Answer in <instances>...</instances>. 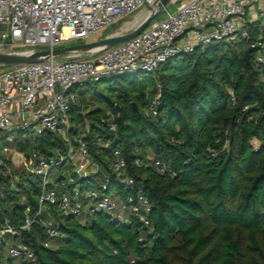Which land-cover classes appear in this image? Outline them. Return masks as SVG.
Returning <instances> with one entry per match:
<instances>
[{
  "label": "trees",
  "instance_id": "16d2710c",
  "mask_svg": "<svg viewBox=\"0 0 264 264\" xmlns=\"http://www.w3.org/2000/svg\"><path fill=\"white\" fill-rule=\"evenodd\" d=\"M249 27L251 41L264 40V19ZM246 44L225 40L200 47L168 60L155 73L118 74L105 78L111 80L105 87L100 81L88 87L90 92H76L83 109L73 104L72 120L79 115L91 127L88 132L74 128L75 139L82 137L101 165L98 176L77 177L81 192L103 181L123 202L141 192L152 204L150 224L137 215L126 223L103 210L57 215L60 234L51 238L45 222L56 216V206L25 226L28 214L34 217L39 209L41 179L26 180L30 172L23 173L26 181L15 191L9 176L1 174L0 185L7 184L1 185L0 229L7 222L14 225L17 233L9 241L26 244L34 258L9 257L1 248L0 264H264V68L256 64L257 49L251 63L245 61ZM158 93L154 116L148 106ZM108 113L116 116L115 130L101 122ZM24 135L19 133L17 141L28 161L34 152L52 159L68 150L54 132ZM114 148L127 161L120 176L112 166ZM153 159L170 171H160ZM127 176L134 179L131 191ZM67 177L60 171L54 179L60 185Z\"/></svg>",
  "mask_w": 264,
  "mask_h": 264
},
{
  "label": "built area",
  "instance_id": "2783aa9c",
  "mask_svg": "<svg viewBox=\"0 0 264 264\" xmlns=\"http://www.w3.org/2000/svg\"><path fill=\"white\" fill-rule=\"evenodd\" d=\"M157 1L0 0V53H28L41 47H62L67 42L100 32L111 23L132 14L138 7H148L149 14H154L153 8ZM250 9L259 14L254 21L248 17ZM258 19H264V0H189L182 2L175 13L154 21L135 37L104 49L96 59L78 54L64 60L51 58L39 63L13 65L10 71L1 73L0 165L1 152L6 153L8 149L7 145H2L3 139L9 142L12 136L17 138L19 133L37 138L47 132H54L68 144L64 154L52 159L37 152L30 156L31 173L41 179V192L38 196L39 209L34 217L28 214L25 226H31L34 218L48 212L50 206H56L63 217H82L101 210L116 214L118 209H125L128 216L122 221L131 223L130 217L137 215L145 225H149L148 214L152 204L141 192L130 193L126 202L119 198L121 203L116 201L114 193H108L107 181L99 186L100 191L94 187L88 196L80 188L73 191L74 199L65 192V186L74 187L77 184V177L98 176L101 169V165L94 161L86 141L82 137L75 139L73 132L76 127L71 115L75 104L73 88L77 85L90 86L118 74H152L174 57L225 40L235 43L246 41L249 47L257 49L256 64L264 68V40L251 41L249 27L250 23ZM230 93L234 104L235 94L233 90ZM159 100L160 93L148 106V112L154 116L159 114ZM107 115V118L102 117L101 122L115 130L116 116L112 113ZM90 127L86 121L84 128L87 132ZM99 141L103 142L102 138ZM106 145L109 146V143ZM255 147V150L259 149ZM113 155L112 166L120 176L126 172L127 161L118 148L113 149ZM71 160L75 161L74 174H68L66 180L60 185L56 184L51 173ZM153 161L160 171H170L161 160ZM124 182L129 191L134 188L131 176H127ZM123 184L121 181L120 185ZM45 226L51 238L60 234L61 225L56 216L48 218ZM16 233L14 225L7 222L0 229V249ZM45 244L49 243L46 241ZM6 255L34 258V252L26 244L9 246Z\"/></svg>",
  "mask_w": 264,
  "mask_h": 264
},
{
  "label": "rangeland",
  "instance_id": "374dc122",
  "mask_svg": "<svg viewBox=\"0 0 264 264\" xmlns=\"http://www.w3.org/2000/svg\"><path fill=\"white\" fill-rule=\"evenodd\" d=\"M186 1H189V0H178L177 2L170 1L167 4V6L160 12V14L156 16V18L154 19V21H158V20H161V19L166 18L169 15V13H175L177 11V9H178V6L182 2H186ZM142 12H146L147 14H149L150 13V10H149L148 7H146V8L138 7L137 10H135L132 14H129V15L125 16L124 18H122L120 20H117V21L111 23L107 27L103 28L100 32H98L96 34H92V35L87 36V37H84L81 40L67 42V43L63 44L62 47L68 46V45H73V44H78V43H82V42H90L92 40L101 39L103 37H106L109 34H112V33L118 32V31H121L123 29L122 27L127 22L133 21L135 19V17L137 15H139L140 13H142ZM248 17H249V19L251 21H254V20H256L259 17V14L255 10L250 9V12H249ZM150 25H152V23ZM132 27H134V26H132ZM132 27L129 28V29H124V30H131ZM39 49H43V48L41 47ZM104 51L105 50L100 51L97 54H93V52H86V53H82L80 55L83 56L84 58L96 59L99 56H101V54ZM73 56H76V55H73ZM69 57H71V56H69ZM66 58H68V57H56L57 60H64ZM12 67H13V65L12 66H9V65H0V74L1 73H5L7 71H10L12 69ZM154 76H156V74H154ZM108 78H110V77H108ZM110 83H111V80H105V81L102 80V82L100 83V86L105 87V86L109 85ZM147 84L149 86V89H151V90L154 89V85L152 84V80L150 79V77L147 79ZM88 87H90V86H80V85H77L75 88H73V92H74V94H77L76 92H81V90H85V91L90 92V89ZM88 94H91V93H88ZM85 123H86L85 119H83L79 115L76 116V118L74 120V124H75V127L78 130H83L84 127H85ZM18 135L19 134H17V138L14 137V136H12L10 138V141L9 142L6 139H3L2 145L3 146L7 145L8 146V149H6L7 150L6 153L5 152H1L2 165H0V169H3V170H0V175L3 174L5 177H8L9 176V178H10L9 179L10 180L9 181V187L11 189L15 190V191H19V190L21 191V188H20V183L21 182L26 181L29 178H33V179L35 178L33 176V173H31L32 170L30 168V164H29V161H28L27 156L19 149L20 147L18 146V141H17V139L19 137ZM24 136L27 137L26 135H24ZM253 143L255 144V146L258 147L260 142L258 140H255ZM15 152H22L24 154V156H25V161L23 162V164L21 165V167L19 169H17L15 167V165L13 164V160H12L13 155H14ZM74 164H75V161H72L71 160V161H69L67 163V166L63 168V170H60V167H56L54 169V171L51 173L52 179L55 180L54 179L55 176L57 174H59L60 171H62L64 174H70V173H72L74 171V169H75ZM93 168L94 167L92 166V169ZM10 173H13V175H11ZM23 173H29V174H26L24 176V178H26V180H23V176H22ZM3 184H7V181L5 180V183H2L1 185H3ZM1 185H0V192H1V194H3L4 191L2 190ZM75 188H80V185L77 183L74 187H72V186H65V188H64L65 192H67L72 199H74L73 191H75ZM93 189H94V187L90 188L89 190L86 189V192H84V193L87 194V196H88V195H90V193H91V191ZM95 189L97 191H100V187H98V186H96ZM108 193H110V192L108 191ZM21 195H23V193H21ZM27 201L28 200L25 197L22 198V202L23 203H25ZM91 201L92 200H89V202H91ZM116 201L119 202V203H121V200L119 199V197L117 195H116ZM11 202L12 201H10V199H8V203L6 204L7 208H8V205L11 204ZM89 202L87 204H89ZM53 211L56 213V217H57V215L60 216V212H59V209L58 208H55V210H53ZM112 214L118 216V218L121 219V220L124 217H127L128 216V212L125 209H118V211H117L116 214L115 213H112ZM58 219H59V217H58ZM11 236H10V238H11ZM10 238H8L7 242L4 243L3 247H1V248H4L1 251L2 252L4 251V254L5 255L8 252L9 246L13 245L12 242L9 241Z\"/></svg>",
  "mask_w": 264,
  "mask_h": 264
},
{
  "label": "water",
  "instance_id": "95a60500",
  "mask_svg": "<svg viewBox=\"0 0 264 264\" xmlns=\"http://www.w3.org/2000/svg\"><path fill=\"white\" fill-rule=\"evenodd\" d=\"M170 1L173 0H158L155 4V8H153L154 14H148L146 18L132 27L131 30L122 29L121 31L109 34L101 39L68 45L64 47H58L55 49H40L28 53H0V65L11 66L26 63H39L51 58L69 57L86 52H93V54H97L104 49L111 48L119 43L125 42L141 33L154 21L156 16L160 14V12L167 6ZM252 51L253 47L251 46L248 47L245 51L244 59L248 64L251 63L250 57ZM75 105H77L80 110L83 109L82 101L78 95H75ZM130 105L134 108L135 111H139L138 105L135 101H132ZM117 111L118 115L120 116L121 108L118 106ZM12 160L15 167L19 169L25 161V156L22 152H15Z\"/></svg>",
  "mask_w": 264,
  "mask_h": 264
},
{
  "label": "bare ground",
  "instance_id": "6f19581e",
  "mask_svg": "<svg viewBox=\"0 0 264 264\" xmlns=\"http://www.w3.org/2000/svg\"><path fill=\"white\" fill-rule=\"evenodd\" d=\"M148 14L146 12H142L139 15L135 17L133 21L127 22L122 28L124 29H129L132 26L137 25L139 22H141L144 18H146Z\"/></svg>",
  "mask_w": 264,
  "mask_h": 264
},
{
  "label": "clouds",
  "instance_id": "9594fccd",
  "mask_svg": "<svg viewBox=\"0 0 264 264\" xmlns=\"http://www.w3.org/2000/svg\"><path fill=\"white\" fill-rule=\"evenodd\" d=\"M153 22H154V21H153ZM153 22H152V23H153ZM75 95H76V94H75Z\"/></svg>",
  "mask_w": 264,
  "mask_h": 264
}]
</instances>
